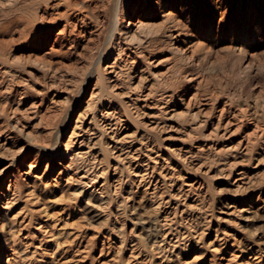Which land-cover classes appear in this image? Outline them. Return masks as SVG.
<instances>
[{
	"label": "rangeland",
	"instance_id": "1",
	"mask_svg": "<svg viewBox=\"0 0 264 264\" xmlns=\"http://www.w3.org/2000/svg\"><path fill=\"white\" fill-rule=\"evenodd\" d=\"M139 2L135 15L145 29L138 41L124 45L123 54L119 47L112 49L109 60L116 71L133 60L137 65L130 77L127 70L115 75L118 92L125 95L113 99L102 91L95 96L97 75L87 60L104 45L108 17L91 52L82 40L62 57L31 34L40 16L49 19L58 10L45 14L43 0H0V264H8L14 240L27 256L11 264H247L258 259L256 264H264V0H145L137 8ZM167 12L173 19H164ZM141 78L142 88L133 90ZM139 95L147 96L149 106L133 101ZM109 104L116 110L105 121L100 112ZM203 104V114L190 121L187 108ZM162 108L172 117L167 125L161 115L150 118ZM91 116L98 121L94 125ZM77 132L82 136L72 138ZM110 132L128 134L124 147L131 160L125 161L126 168L104 159L99 146L73 157L80 142L79 149L87 152L90 139L108 133L107 141ZM168 168L175 174L171 182L158 177ZM79 169L97 176L77 200H67L61 185ZM34 183L39 189L31 193ZM29 192L34 202L26 204ZM91 195L102 201L92 197L93 204L88 203ZM43 206L54 216L40 213ZM47 221L48 228L37 230ZM156 223L168 232L158 250L151 247ZM50 230L76 237L68 238L59 253H34ZM212 242L219 246L217 255L209 249ZM166 249L172 254L162 262Z\"/></svg>",
	"mask_w": 264,
	"mask_h": 264
},
{
	"label": "bare ground",
	"instance_id": "2",
	"mask_svg": "<svg viewBox=\"0 0 264 264\" xmlns=\"http://www.w3.org/2000/svg\"><path fill=\"white\" fill-rule=\"evenodd\" d=\"M36 1V0H35ZM44 1V7H43V11L45 14H48L47 10H51V9H55V10H58V12H55V16H51L49 19L46 18V16H40L42 21L41 23L39 21H36V24L33 25V29H31V34L34 35V38H35V41L37 43H40V42H43L42 44H45L46 46L50 45L51 46V51L54 52V54H57V55H60V56H64V54H67L69 52H74L76 51L79 46H80V42L83 40L86 45L85 50H89L90 48V45H93L96 42H98V32H99V28L100 26H102V21L104 19H108L109 18V34L106 36L105 38V42H104V45L101 49H99L100 51L98 52L97 55L93 56V55H88V62L89 63H92L91 65H94L95 66V73L97 75V82H98V85H99V89H97V93L95 94L94 92L91 93V95L93 96L95 94L96 95H102L101 91L102 92H105V93H108L111 95V97L116 98L118 99V96L121 95L119 94L118 92V88L121 86L118 87V84H117V76L115 75H119V74H122L123 72H125L127 70V75L130 77V75L132 74L131 72L134 71L135 69V65H137V61L136 60H133L130 64H126L127 62V59H132V57L130 55H128L127 59L123 60V63L124 65L126 64L127 68L124 69L123 67H118V70L116 71V67L115 65H109V60L111 58V56L113 55L112 54V49H114L115 47H119V55H121L120 53L124 52V45H125V48L127 47L126 46V43L128 42H133V41H138V33L140 32H143L142 30L145 29V24L144 22H142L141 20H138V17H136L135 14V10L136 9V0H43ZM145 1V0H140L139 2V6L137 8H141V5L143 6L142 2ZM150 0H147V2H149ZM166 1V0H165ZM147 7V6H146ZM62 9V12H59V10ZM54 10V11H55ZM131 11H134V14L131 15ZM37 14V13H35ZM39 17V16H38ZM108 17V18H107ZM45 18L47 20H45ZM164 19L166 20H170V19H173V14L171 12H167L165 15H164ZM172 21V20H171ZM178 25V23H177ZM40 26V27H39ZM176 26V25H175ZM180 26V25H179ZM103 28V27H102ZM175 33V32H174ZM169 36H171V34H169ZM172 37V36H171ZM83 45V46H85ZM82 46V47H83ZM199 46V45H198ZM91 49V48H90ZM129 50V48L127 49ZM81 51H82V48H81ZM90 51V50H89ZM134 51V50H133ZM241 51V50H240ZM91 52V51H90ZM132 52V50H131ZM134 53V52H133ZM123 54V53H122ZM137 54V53H136ZM83 55V54H82ZM81 55V56H82ZM87 55V54H86ZM84 56V55H83ZM120 58V56H119ZM117 61V58L115 59ZM146 60V59H145ZM122 63V64H123ZM129 63V62H128ZM61 64V63H60ZM59 64V65H60ZM121 64V65H122ZM123 65V66H124ZM153 65V64H152ZM151 63H148V67L152 66ZM147 67V68H148ZM119 77V76H118ZM116 78V79H115ZM127 79V78H126ZM143 78L138 79L137 81V85L133 87V90H138L141 87V85L143 84ZM120 81V80H119ZM132 81V79H131ZM121 84V83H120ZM124 88V87H123ZM130 88V86H127V89ZM126 89V88H124ZM128 91L131 93L132 91L128 89ZM122 92V90H121ZM134 92V91H133ZM83 90L81 91L80 95H82ZM127 94V92H125ZM125 94H123L124 96ZM120 96V97H121ZM147 97V96H146ZM146 97L143 96V95H139L135 100L133 101H140L142 100V102L144 103L143 106H146L147 104H145V101H146ZM120 102V105L121 106H124V112L126 113V117L131 119V115H130V112L129 110L125 107V104L122 103L121 101ZM132 104V103H131ZM136 104V103H135ZM139 104V103H138ZM110 105V104H109ZM119 105V107H120ZM90 105L87 104V107H89ZM127 106V105H126ZM149 106V105H147ZM133 107H136V106H133ZM138 107V106H137ZM142 107V106H141ZM205 107L206 105L203 104V105H199L198 107H188V114H189V118H190V121H194L196 118L200 117L201 114H203V112L205 111ZM144 108V107H143ZM142 108V110H143ZM150 108V107H149ZM153 108V107H152ZM116 110V105H110L108 106V108L106 109V111L103 112H100L102 113L103 115V119L108 120L109 118H111L113 115H114V112ZM118 110V109H117ZM137 110V109H136ZM98 111V110H97ZM102 111V110H101ZM120 111V110H119ZM135 111V110H134ZM118 112V111H117ZM105 114V115H104ZM117 114V113H116ZM149 114V113H148ZM147 114V115H148ZM99 115V114H98ZM146 115V116H147ZM158 115H161V119H163V123L162 125H167L165 123H169L171 120H172V117L169 116L168 112H165V109L162 108L161 110H159V113L158 114H155V113H152V115H150V118L153 119V118H156V116L158 117ZM138 116V115H137ZM141 116H143V114H141ZM92 117V116H91ZM94 117V116H93ZM92 117V119L90 120L89 124H91V122L93 121L94 123L95 122H98L96 121L94 118ZM96 117V116H95ZM101 117V116H100ZM116 117V116H115ZM124 117V116H123ZM204 117V116H203ZM120 118V116H119ZM118 118V120H119ZM100 120V118H99ZM205 120V119H204ZM104 121V122H105ZM109 121V120H108ZM121 121V120H120ZM118 121V124L119 122ZM81 123V121H79ZM83 122V121H82ZM92 122V124L94 125V123ZM101 123V122H100ZM107 123V122H106ZM117 125V121L116 122H113ZM152 124H155V127L158 126L159 124L158 123H155V121L153 122V120L151 121ZM203 123V122H202ZM207 123V122H206ZM88 124V125H89ZM98 124V123H97ZM79 125V124H78ZM109 125V123L107 124ZM149 125V124H148ZM81 126V125H80ZM98 126V125H97ZM105 126V125H104ZM192 130L195 129L194 128V125H192ZM101 127V125H100ZM199 127V126H198ZM76 128V127H75ZM77 128L79 129V127L77 126ZM92 128V127H91ZM97 128V127H96ZM169 128V127H168ZM171 128V127H170ZM197 128V127H196ZM108 129H111V128H108ZM150 129V128H149ZM166 129V128H165ZM100 130V129H99ZM102 130V129H101ZM104 130V129H103ZM115 130V129H113ZM127 130V129H126ZM151 130V129H150ZM149 130V131H150ZM153 130V129H152ZM151 130V131H152ZM161 132H162V128L160 129ZM83 131V130H82ZM91 131V130H90ZM94 131V130H93ZM92 131V132H93ZM109 131V130H108ZM75 132V131H74ZM87 133V131H85ZM84 132V133H85ZM148 132V131H147ZM82 133V132H81ZM105 133V132H104ZM112 132H110L111 134ZM92 134V133H91ZM90 134V135H91ZM94 134V133H93ZM108 134V133H106ZM105 134V136H106ZM75 136H72V138L76 137H81L82 135L79 134V132H77L76 134H74ZM84 135V134H83ZM112 136H109L107 138V141H106V138L105 136L103 135V138H97V136L95 138H92L90 139L93 143H91L90 145L91 146H88V149H87V152L83 151L82 149H79L83 143L80 142V144H78V149L75 151V153L73 154V157H83L84 155H87L88 154V151L89 150H92L94 148H96V146H99L103 152V158L104 159H107V160H111L112 163H114L115 165H119L123 168H126L124 167L125 165V161L128 160V154L129 152L127 150H125V144L126 143V139H127V135L124 136V137H119V136H115L114 133L111 134ZM123 135V134H122ZM131 136H134L132 134H130ZM89 136V135H88ZM100 136V135H99ZM94 137V136H93ZM130 137V136H129ZM131 138V137H130ZM137 139V138H136ZM169 139V137L167 138V140ZM72 140V139H71ZM128 141V140H127ZM132 141V140H131ZM134 141V140H133ZM166 141V140H165ZM70 143V142H69ZM140 143V142H139ZM148 143V142H147ZM146 143V144H147ZM73 144V143H72ZM88 144V143H87ZM127 144V143H126ZM143 144V142H142ZM141 144V145H142ZM149 144V143H148ZM131 146V145H130ZM147 146V145H146ZM156 146V145H155ZM154 146V147H155ZM85 147V146H84ZM144 147V146H143ZM153 147V146H152ZM175 147V146H174ZM166 149V147H164ZM189 148V147H188ZM136 149V148H135ZM171 151V149H169ZM172 150H175V149H172ZM177 150V149H176ZM184 150V149H183ZM66 151V150H65ZM98 151V149H97ZM135 151V150H134ZM137 151V149H136ZM179 151V150H178ZM168 152V151H167ZM172 152V151H171ZM174 152V151H173ZM172 152V153H173ZM188 152V151H186ZM90 153V152H89ZM133 153V151H132ZM131 153V155H132ZM137 153V152H136ZM150 153V152H149ZM176 153V152H175ZM180 153V151H179ZM196 153V152H195ZM147 154V153H146ZM145 154V155H146ZM71 155V154H70ZM98 155V154H97ZM95 154V157L97 156ZM136 155V154H135ZM156 155V154H155ZM169 155V153H168ZM178 155V154H177ZM182 155V154H181ZM184 155V154H183ZM188 155V154H187ZM147 156V155H146ZM145 156V157H146ZM151 156V155H150ZM170 156V155H169ZM175 156V155H174ZM190 156V155H189ZM194 156V155H193ZM131 157V156H130ZM129 157V158H130ZM172 157V156H171ZM179 157V156H178ZM182 157V156H181ZM184 157V156H183ZM77 158V160H78ZM88 158V157H87ZM97 158V157H96ZM101 158V157H100ZM134 158V157H133ZM155 158V157H154ZM166 158V157H165ZM173 158V157H172ZM191 158V157H190ZM92 159V158H91ZM135 159V158H134ZM146 159V158H145ZM157 159V158H156ZM169 159V158H168ZM176 159V157L174 158ZM181 159V158H180ZM185 159V158H184ZM183 159V160H184ZM189 159V158H188ZM131 160V159H129ZM128 160V161H129ZM136 160V159H135ZM138 160V158H137ZM178 160V159H177ZM76 161V160H74ZM91 161V160H90ZM134 161V160H133ZM132 161V162H133ZM144 161V160H143ZM164 161V160H163ZM166 161V160H165ZM190 161V160H188ZM100 162V160H99ZM138 162V161H136ZM156 163V161H154ZM179 162V160H178ZM181 162V161H180ZM91 163V162H90ZM183 163V161H182ZM182 163L181 166H182ZM188 163V162H187ZM69 164V163H68ZM96 164V163H95ZM128 164V163H127ZM139 164V162H138ZM162 164V163H161ZM60 165V164H59ZM130 165V164H129ZM128 165V166H129ZM143 165V164H142ZM146 165V164H145ZM156 165V164H155ZM68 166V165H67ZM98 166V165H97ZM137 166V165H136ZM144 166V165H143ZM153 167V165H151ZM168 166V165H167ZM69 167V166H68ZM91 167H92V164H91ZM134 167V166H133ZM141 167V166H140ZM151 167V168H152ZM162 167V165H161ZM170 167V166H169ZM179 167V166H178ZM66 168V167H65ZM87 168V167H86ZM90 168V167H88ZM97 168V167H96ZM129 168V167H127ZM138 168V167H136ZM149 167H146V169L144 168V170H147ZM154 168V167H153ZM182 168V167H180ZM68 169V168H67ZM83 169V167H82ZM81 169V170H82ZM92 169V168H91ZM101 169V168H100ZM104 169V168H103ZM157 169V168H156ZM175 169V168H174ZM97 170V169H96ZM99 170V169H98ZM114 170V168H113ZM117 170V169H115ZM129 170V169H128ZM142 170V169H141ZM152 170V169H151ZM180 170V169H179ZM80 171L79 170H76L77 173H71V175L69 174L65 180V184L62 186L61 185V188L59 187V182L57 180H54V186L57 187V188H60L61 189V192L63 195L67 196V200H77L79 195L83 194L85 192V187L86 185L88 184V182L90 180H92L94 177L96 178L97 175H92V177H89V174L87 172H78ZM111 171V170H110ZM133 171V170H132ZM155 171V169L153 170V172ZM175 171V170H174ZM182 171V169H181ZM186 171V170H185ZM104 172V171H103ZM109 172V171H108ZM118 172V171H117ZM130 172V171H128ZM142 172V171H141ZM145 172V171H144ZM156 172V171H155ZM93 173V172H92ZM119 173V172H118ZM131 173V172H130ZM129 173V174H130ZM135 173V172H134ZM139 173V172H138ZM136 173V174H138ZM143 173V172H142ZM147 173V172H146ZM145 173V174H146ZM174 172L169 170H160V172L158 173V177H160L163 181H168V182H171L172 181V178H173V174ZM91 174V173H90ZM98 174V173H97ZM100 174V173H99ZM113 174V173H112ZM111 174V175H112ZM241 174V173H240ZM239 174V175H240ZM101 175V174H100ZM110 175V174H109ZM115 175V174H114ZM120 175V174H119ZM118 175V176H119ZM135 175V174H134ZM148 175V174H147ZM146 175V176H147ZM177 175V174H176ZM137 176V175H135ZM139 176V175H138ZM142 176V175H141ZM144 176V177H146ZM124 177V176H123ZM175 177V176H174ZM183 177V176H182ZM181 177V178H182ZM38 177H36V180H39L40 177L37 179ZM136 178V177H135ZM142 179V178H141ZM153 179V178H152ZM97 180V179H96ZM117 180V179H116ZM133 180V179H132ZM131 180V181H132ZM143 180V179H142ZM109 181V180H108ZM139 181L140 178H139ZM145 181V180H144ZM160 181V180H159ZM92 182V181H91ZM119 182V181H118ZM150 183V181H147ZM174 182V181H173ZM176 182V181H175ZM120 183V182H119ZM134 183V182H133ZM157 183V182H156ZM36 183H34L32 186H31V193L32 192H36V190H38V186L35 185ZM113 184V183H112ZM144 184V183H143ZM162 184V183H161ZM173 184V183H172ZM48 185V184H47ZM105 185L107 186L106 188H109L111 187V185L109 183H105ZM188 185V184H187ZM193 185V184H191ZM101 186V185H100ZM118 186V185H117ZM123 186V185H122ZM160 186V185H159ZM173 186V185H172ZM171 186V187H172ZM45 187V186H44ZM156 187V186H155ZM18 188V187H17ZM87 188V187H86ZM101 189V188H100ZM110 189V188H109ZM147 189V188H146ZM152 189H155L152 187ZM168 189V188H167ZM111 190V189H110ZM109 190V192H111ZM117 190V188L115 189ZM157 190H159V188H157ZM171 191V189L169 190ZM168 191V192H169ZM179 191V189H178ZM177 191V192H178ZM27 193L26 195V204L30 203V202H34V199L33 201L30 200L32 199L31 195ZM157 192V191H156ZM186 192V191H185ZM60 193V192H59ZM108 193V192H107ZM114 193V191H113ZM152 193L155 194V192L153 191ZM161 193V192H160ZM159 193V194H160ZM183 194V192H181ZM187 193V192H186ZM118 194V193H117ZM151 194V193H149ZM177 194V193H176ZM180 194V192L178 193ZM161 195V194H160ZM172 195V194H171ZM108 196V195H106ZM116 196V195H115ZM152 196V195H151ZM157 196V194H156ZM174 196V195H173ZM173 196H172V199H173ZM179 196V195H178ZM182 196V195H181ZM63 197V196H62ZM92 197L95 198V200H98L97 202H101L102 200L99 199V197L97 196H90L89 198H87L88 200V203L89 202H93L92 200ZM153 197V196H152ZM165 197V196H164ZM176 197V196H175ZM186 197H187V194H186ZM64 198V197H63ZM91 198V199H90ZM113 198V197H112ZM155 198V197H153ZM175 199V198H174ZM177 199H179L177 197ZM154 201V199H153ZM99 202V203H100ZM158 202V201H157ZM166 202V201H165ZM180 202V200H179ZM123 203V202H122ZM154 203V202H153ZM184 203V202H182ZM181 203V204H182ZM93 204V203H92ZM176 204V203H175ZM127 205V204H126ZM157 205V204H156ZM153 206V205H152ZM165 206V204H164ZM129 207V206H128ZM157 207V206H156ZM155 207V208H156ZM166 207V206H165ZM168 207V206H167ZM186 207V206H185ZM154 208V207H152ZM164 208V207H163ZM64 209V208H63ZM45 211V206H43L41 209H39V211H41L40 213H44V216L49 214L47 212H44ZM126 211V207H122L121 208V212H125ZM153 211V210H152ZM182 211V210H181ZM186 211V210H185ZM127 212V211H126ZM165 212V211H164ZM53 213V212H52ZM50 213L49 215L50 216H54V214ZM57 213V212H56ZM55 213V215H56ZM174 214V213H173ZM41 215V214H40ZM43 215V214H42ZM154 215H157L159 216V214L155 211L154 212ZM178 216V214H177ZM188 217V216H187ZM191 217V216H190ZM157 218H161V217H157ZM62 219V218H61ZM192 219V218H191ZM195 219V218H194ZM182 220V219H181ZM188 220V218H187ZM52 221V219H51ZM51 221H47V223H44L42 225L39 224V226L37 227V230L40 231L41 228H43V225H45L46 228H48L50 226V223L48 222H51ZM55 221V220H54ZM67 220L64 221V224L65 226L67 225ZM162 221V220H161ZM190 221V220H189ZM57 222V221H56ZM141 222V221H140ZM144 220L141 222V224H144ZM179 222V221H177ZM195 222V221H194ZM153 223V222H152ZM52 224V223H51ZM54 224V223H53ZM52 224V225H53ZM63 224V225H64ZM194 224V223H193ZM56 225V224H55ZM155 225V228H154V234L151 235L152 236V239L154 241L153 242V246L151 245V247L155 248L158 250V247L162 246L163 244H165L166 242V236H168V232L166 233V231L164 230H161V226L154 224ZM160 225H163L160 223ZM197 225V224H195ZM64 227V226H63ZM149 227V226H148ZM199 227V226H198ZM55 228V227H53ZM52 228V229H53ZM195 228V227H194ZM51 229V230H52ZM200 229V228H199ZM46 230V229H45ZM50 230V234H49V237L48 239L47 238H43V240L41 239V241L39 243V246H36L35 250H33L34 253L38 254V253H51V254H54V253H59V251L61 250V248L64 246V243L66 244L68 241V238L69 240H74L75 237H76V234L73 233V232H61V231H57L56 233H53V231ZM63 230V229H62ZM195 229H193L194 231ZM38 231V233H39ZM44 231V230H43ZM42 231V232H43ZM47 232V231H46ZM200 232H202L200 230ZM45 233V232H44ZM63 233H66V236L63 234ZM184 234V233H183ZM182 234V235H183ZM199 234V233H198ZM197 233H195V238L197 239H202V235H198ZM216 234V233H215ZM218 234V233H217ZM42 235V234H41ZM48 236V235H46ZM150 236V235H149ZM181 236V234L179 235ZM217 236V235H216ZM43 237V235H42ZM177 238V237H176ZM216 238V237H215ZM219 238V237H218ZM149 239V238H148ZM221 240V239H219ZM138 241H140V238L138 237ZM170 241V240H169ZM168 241V242H169ZM172 241V240H171ZM124 242V241H123ZM126 242V241H125ZM19 243V241H18ZM17 243V240L15 241H12L10 243V246L9 247H13V249H11L13 252L12 254L10 255L11 258H9L7 260V263L8 264H11L13 263L14 261H18L20 258L23 259V256H27V254H25L23 251L20 250V247H21V243L18 244ZM71 243V242H70ZM178 243V242H177ZM203 243V242H202ZM122 244L124 243H121L120 246H122ZM146 244V243H145ZM159 245V246H157ZM176 245V244H175ZM174 245V246H175ZM206 246V244H205ZM209 249L212 253L216 254L217 253H220V249H219V246L217 245V243L215 242H212L210 243L209 245ZM43 247V248H42ZM46 247H50V249L48 250ZM165 248V247H163ZM169 248V247H168ZM122 249V247H121ZM102 250V249H101ZM167 250V249H166ZM173 250V249H172ZM259 250V249H258ZM51 251V252H50ZM62 251V250H61ZM207 251V250H206ZM226 251V250H225ZM120 253V252H119ZM125 253V252H124ZM230 253V252H229ZM122 254V251L121 253ZM171 254H172V251H169V249L166 251H163L161 253V261L163 262L164 260H169V258L171 257ZM204 254V253H202ZM255 254V253H254ZM131 255V254H130ZM134 255V254H133ZM137 255V254H136ZM200 255V254H199ZM262 255V254H261ZM214 256V255H213ZM259 255H257L258 257ZM135 256H133L134 258ZM136 257H139V256H136ZM198 257V256H197ZM235 258H240V256H233ZM256 257V258H257ZM128 258V257H127ZM218 258V257H217ZM214 259V258H213ZM216 259V258H215ZM234 259V258H232ZM134 260V259H133ZM12 261V262H11ZM130 261V260H129ZM160 261V262H161ZM197 261V260H196ZM137 262V261H136ZM135 262V263H136ZM215 262V261H214ZM237 262V261H236ZM256 262V261H255ZM248 262L249 264H256L259 262V259H258V262ZM127 263V262H126ZM133 263V262H132ZM247 263V264H248ZM128 264V263H127ZM145 264V262L143 263ZM211 264V263H210Z\"/></svg>",
	"mask_w": 264,
	"mask_h": 264
}]
</instances>
